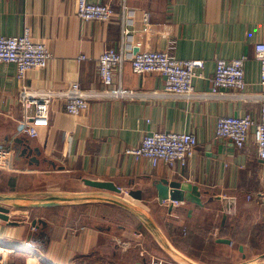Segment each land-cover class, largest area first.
<instances>
[{"label":"crops","instance_id":"1","mask_svg":"<svg viewBox=\"0 0 264 264\" xmlns=\"http://www.w3.org/2000/svg\"><path fill=\"white\" fill-rule=\"evenodd\" d=\"M91 1L110 4L111 19L83 21L73 0H0V35H20L27 27L53 55L46 67L30 69L24 78L18 77L13 63H0V144L15 151L20 138L40 151L38 162L13 154L0 165L6 179L0 194L116 196L149 215L179 260L130 212L108 203L84 202L39 207L46 212L41 216L45 223L34 228L22 221L24 207L10 206L9 220L0 221V263L146 264L153 256H163L168 264H264V162L257 156L253 129L243 148L229 139H212L222 115L258 119L257 101L170 95L92 99L73 116L64 101L56 99L49 124L40 127L36 137L21 132L24 87L62 89L73 81L84 88L101 87L97 58L109 47L120 48L124 25L129 29L123 46L128 58L122 71L114 73L113 87L119 82L145 91L163 87L161 75L132 71L129 57L139 48L205 59L203 75L193 79L199 92L211 90L216 57H245L246 91H260L253 52L255 43L264 42V0ZM146 13L148 31L143 30ZM80 54L86 58L79 60ZM166 130L196 135L195 154L185 164L152 167L125 153L127 147L138 146L145 133ZM84 178L112 181L122 192L93 188ZM160 178L197 185L202 205L158 202L152 182ZM129 189L141 190L142 198L128 195ZM258 193L263 194L260 199L255 198ZM207 246L216 254L213 260L196 256Z\"/></svg>","mask_w":264,"mask_h":264},{"label":"built area","instance_id":"2","mask_svg":"<svg viewBox=\"0 0 264 264\" xmlns=\"http://www.w3.org/2000/svg\"><path fill=\"white\" fill-rule=\"evenodd\" d=\"M76 14L83 21H108L114 14L108 3L91 0H73ZM144 31L149 30L148 13L143 16ZM129 29L124 25L121 29V46L119 49L109 47L97 58V71L101 87L84 88L78 81L71 82L62 89L24 87L22 134L36 137L39 128L50 122L51 104L54 100L64 101L65 110L70 115L78 116L88 107L89 100L106 98H124L129 100H145L149 97L170 95L186 100L195 98H232L243 101L254 100L259 103L258 119L249 114L222 115L216 120L212 139H229L236 147L243 148L253 129V140L259 159L264 162V42L254 44L253 57L259 63L258 92L246 91L244 62L245 57L226 59L216 57L212 76V87L209 92L196 91L193 79L203 75L205 59L180 58L163 50L136 49L129 57L134 73L154 72L163 77V87L159 90L145 91L125 88L119 82L115 87L114 73H120L127 54L123 50ZM53 57L44 41L33 39L29 28L20 35H0V63H13L17 75L24 78L30 69H42ZM79 60L86 58L80 54ZM198 139L192 132L186 131H150L143 135L136 147H127L125 153L134 159H145L152 167L160 164L172 167L176 162L185 164L196 151ZM14 154L12 146L0 144V165ZM262 193L255 194L260 199ZM251 198V196H248ZM35 226H32L34 228ZM177 262L174 259L169 262ZM1 264V263H0ZM146 264H168L162 256H153Z\"/></svg>","mask_w":264,"mask_h":264},{"label":"water","instance_id":"3","mask_svg":"<svg viewBox=\"0 0 264 264\" xmlns=\"http://www.w3.org/2000/svg\"><path fill=\"white\" fill-rule=\"evenodd\" d=\"M16 143L18 145L15 147L14 156L16 159H21L22 157L29 158L30 161L38 162L37 155L40 154L39 149L31 147L29 144H24L22 139L17 138ZM86 185H89L96 189L109 190L115 193H121L122 189L115 185L109 180H94V179H83ZM153 188L156 190V196L158 202H163L165 199L176 202H191L196 205H202L200 198L201 191L197 185L192 184L187 181L169 180L167 178H160L152 182ZM128 195L135 199L142 198V191L139 189H129L127 191ZM34 195H43V197L36 198ZM84 202H103L112 205L119 206L126 211L130 212L141 220L144 225L152 231L157 238H159L164 249L167 253L176 260H179L176 253L169 247L164 238L161 236L160 232L153 224L149 215L140 209L139 207L124 201L121 198L112 196L109 194L101 193H72L64 194L57 192H45V193H15V194H0V220H9V207H28V208H39V207H49L56 205H71L79 204ZM39 223L44 224L45 221L41 218L33 219L31 221V226H38ZM223 242L230 243V239H219Z\"/></svg>","mask_w":264,"mask_h":264},{"label":"rangeland","instance_id":"4","mask_svg":"<svg viewBox=\"0 0 264 264\" xmlns=\"http://www.w3.org/2000/svg\"><path fill=\"white\" fill-rule=\"evenodd\" d=\"M6 184V179H4V176L2 175V173H0V189H2V187ZM113 210L114 213H120L118 209L116 208H111ZM22 211L23 212V215L26 217L22 220L23 222H27V224L29 226H31V221L33 219H38V218H41L42 215H45L46 212H44L45 210H40V208H28V207H24L22 208ZM43 211V212H42ZM121 214V213H120ZM19 217H22V214L21 215H18L16 218H19ZM21 219V218H20ZM10 220L12 221H17V219H11ZM1 221V220H0ZM40 225V223H39ZM198 251H200L198 254L199 255H196V256H200V258H207V260H213L215 257V253L213 252V250L207 246V247H200L198 249ZM197 251V252H198ZM163 257V256H162Z\"/></svg>","mask_w":264,"mask_h":264},{"label":"bare ground","instance_id":"5","mask_svg":"<svg viewBox=\"0 0 264 264\" xmlns=\"http://www.w3.org/2000/svg\"><path fill=\"white\" fill-rule=\"evenodd\" d=\"M4 246V245H3Z\"/></svg>","mask_w":264,"mask_h":264}]
</instances>
